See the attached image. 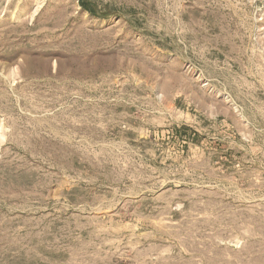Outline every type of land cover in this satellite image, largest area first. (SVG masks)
I'll return each mask as SVG.
<instances>
[{"label":"rangeland","instance_id":"374dc122","mask_svg":"<svg viewBox=\"0 0 264 264\" xmlns=\"http://www.w3.org/2000/svg\"><path fill=\"white\" fill-rule=\"evenodd\" d=\"M0 264H264V0H0Z\"/></svg>","mask_w":264,"mask_h":264}]
</instances>
